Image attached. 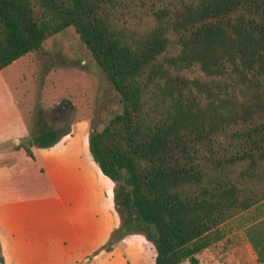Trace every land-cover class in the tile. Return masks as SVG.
Listing matches in <instances>:
<instances>
[{
	"label": "trees",
	"instance_id": "1",
	"mask_svg": "<svg viewBox=\"0 0 264 264\" xmlns=\"http://www.w3.org/2000/svg\"><path fill=\"white\" fill-rule=\"evenodd\" d=\"M68 26L119 103L87 136L119 218L99 249L137 233L153 264H197L237 219L263 263L264 0H0V69Z\"/></svg>",
	"mask_w": 264,
	"mask_h": 264
},
{
	"label": "crops",
	"instance_id": "2",
	"mask_svg": "<svg viewBox=\"0 0 264 264\" xmlns=\"http://www.w3.org/2000/svg\"><path fill=\"white\" fill-rule=\"evenodd\" d=\"M26 122L19 101L9 100L0 114L3 264H153V246L141 234L125 235L108 251L99 249L119 218L113 183L88 151L89 122L69 123L68 132L50 146H31L32 157L11 147L38 132Z\"/></svg>",
	"mask_w": 264,
	"mask_h": 264
},
{
	"label": "rangeland",
	"instance_id": "3",
	"mask_svg": "<svg viewBox=\"0 0 264 264\" xmlns=\"http://www.w3.org/2000/svg\"><path fill=\"white\" fill-rule=\"evenodd\" d=\"M14 98L19 101L25 120L32 121V131L45 127L65 129L79 119L99 128L103 116L119 108L116 93L72 26L0 69V114ZM62 101L68 103V108L62 116L55 115L54 107ZM222 228L223 238L197 253V264H264L256 261L237 219ZM151 255L153 258L154 251Z\"/></svg>",
	"mask_w": 264,
	"mask_h": 264
},
{
	"label": "flooded vegetation",
	"instance_id": "4",
	"mask_svg": "<svg viewBox=\"0 0 264 264\" xmlns=\"http://www.w3.org/2000/svg\"><path fill=\"white\" fill-rule=\"evenodd\" d=\"M67 108H68V103L62 101L54 107L53 112L55 115L62 116L66 112Z\"/></svg>",
	"mask_w": 264,
	"mask_h": 264
}]
</instances>
